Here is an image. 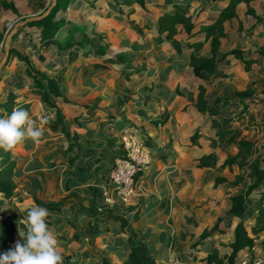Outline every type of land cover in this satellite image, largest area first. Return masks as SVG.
Masks as SVG:
<instances>
[{
	"label": "crops",
	"instance_id": "0c3cea01",
	"mask_svg": "<svg viewBox=\"0 0 264 264\" xmlns=\"http://www.w3.org/2000/svg\"><path fill=\"white\" fill-rule=\"evenodd\" d=\"M89 1L108 11L107 16L92 18L96 23L92 31L107 32L108 42L123 56L117 62L121 66L117 78L120 91L112 103L103 100L96 101L97 106L77 108L69 101L78 94L65 86L67 76L64 78L55 69L40 70L60 83L66 101L55 97L51 100L62 109L70 137L65 136L56 121L55 111L42 102V94L36 95L35 100L34 96L22 98L20 102L28 105L24 110L34 119L39 121L45 113L51 119L41 125L39 143L28 140L14 149L18 152L14 157L16 194L12 199L0 196V210H6L7 215L25 216L28 209L36 206L34 198L60 203L56 210L49 211L48 223L58 236L57 252L63 264H101V256L123 264L129 235L142 239L158 264H205L202 258L212 248L226 258L238 220L227 234L202 237L229 209L228 198L240 192L223 194L225 185L215 187L216 184L206 182L214 164L203 169L198 165L210 152L202 148L201 135L197 144L191 141L200 129L199 116L192 113L190 101L196 102L202 84V79L194 75L191 55L210 56L212 48L210 44V52L207 51L211 40H206L207 28L202 31L195 21L202 9L210 8V1L144 0L145 9L126 0ZM228 1L224 0L223 6L211 15L209 25ZM175 5L193 17L196 27L190 38L182 25L174 39H166L167 33L158 30V19L173 12ZM247 9L246 3L237 6L240 20L239 12L247 13ZM174 40L180 43V53L174 49ZM101 64L105 68L108 61ZM97 75L101 81L111 77L103 69ZM28 90L27 96L41 92L34 86ZM129 126L138 129L151 144L153 155L151 165L138 177L137 197L125 204L110 193L109 176L116 148ZM256 240V247L241 252L238 259L254 258L264 264V233Z\"/></svg>",
	"mask_w": 264,
	"mask_h": 264
},
{
	"label": "rangeland",
	"instance_id": "374dc122",
	"mask_svg": "<svg viewBox=\"0 0 264 264\" xmlns=\"http://www.w3.org/2000/svg\"><path fill=\"white\" fill-rule=\"evenodd\" d=\"M7 1L16 4L20 15L16 16L0 8V65L7 53L6 40L16 24L44 14L54 3V0ZM209 1L210 8L202 9L195 21L202 31L212 22L211 15L224 4V0ZM251 6L258 15H263L264 0H253ZM239 13L242 28L240 21L235 18L226 23L227 37L222 40L220 53L238 48L246 53L247 58L255 59L256 63L251 70H246L243 63L233 58L227 59L221 63L220 72L216 76L199 80L200 83L207 85L206 106H200L194 100L190 101L193 103L192 113L199 116L198 129H200L203 141L202 148L210 152L214 164L212 170L206 175V182L210 181L215 184L216 178H225L230 181L229 184L224 183L215 185V187L225 185L221 192L223 194L230 192L232 195L238 192L241 194L253 182L249 176L250 169L264 168V57L259 54V52H264V26L257 33H250L255 20L247 15L245 10ZM105 15H108L106 8L89 0H74L67 10L60 12L58 19L65 18L67 23L66 28H63L57 37H66L67 30L73 29L74 25L87 27L88 35L91 36L89 41L84 42V46H75L63 53L58 52L51 40L43 41L40 30L27 26L21 27L10 40L9 56L0 70V103L9 100L10 95L15 93L16 102L10 103L12 112L18 109L16 104L20 103L22 98L34 96L35 100L36 95L42 94L38 92L26 95L33 84L26 72V65L10 53L11 49L28 57L32 67L36 70L55 69V71H61L64 78L67 76L69 81L64 82L65 86L78 94L72 95L69 101L78 106L77 108H82L84 105L97 106L96 101L104 100L112 103V99L120 91L117 78L118 75L120 76L121 66L117 62L123 56L117 54L116 47L108 42L107 32L98 34L92 31V28L96 27L92 18ZM73 37L83 40L79 34ZM208 43L207 51L210 52L212 39ZM104 60L108 61L105 68L101 66ZM99 69L106 70L111 77L101 81L99 74L97 75ZM238 95H244L245 98L241 99ZM217 99L222 100L224 105L222 110L213 107ZM7 115L6 111L0 109V117ZM241 141L253 143L254 148L251 153L240 154L238 144ZM7 152L0 149V160ZM9 152L17 158V151L13 149ZM228 160L237 161L241 166L234 164L232 168L222 167ZM200 163H207V161L201 159ZM240 177L245 178L244 182L240 186H233V183H237ZM255 201L254 198L253 202ZM5 211L0 210V219L12 215L11 213L10 215L5 214Z\"/></svg>",
	"mask_w": 264,
	"mask_h": 264
},
{
	"label": "trees",
	"instance_id": "16d2710c",
	"mask_svg": "<svg viewBox=\"0 0 264 264\" xmlns=\"http://www.w3.org/2000/svg\"><path fill=\"white\" fill-rule=\"evenodd\" d=\"M74 0H57L55 7L51 13L36 21L29 22L27 27H33L41 31V39L43 41L51 40L57 47L58 52H63L72 49L75 46H84V42L89 41L85 27L74 26L73 29H68L66 37H57L58 33L63 30L67 20L58 19V14L67 10L70 4ZM252 0H229L228 4L221 9L215 21L207 27L205 30L206 40L212 39V48L210 56H197L195 53L191 55V64L193 65V72L195 77L204 79L205 76H213L219 72L220 64L229 57L234 58L244 64L246 70H251L256 60L253 58H247L246 53L238 48L224 52L220 55L221 39L227 37L225 24L231 19H238L242 28V21L236 13V8L241 3L248 5L247 15L251 16L255 23L252 25L250 33H257L262 26H264V12L260 16L256 13V10L250 5ZM135 2L138 3L143 9H145L144 0H126V3ZM0 8L3 11L11 12L16 16H19V10L16 4L12 1L0 0ZM158 30L163 33L166 32V39H174L180 34L178 26L182 25L187 38H190L194 29L195 23L193 17L187 12L186 9L179 5L174 6V11L166 13L158 19ZM75 34H80L83 40L77 41L74 39ZM199 47V45H197ZM174 49L177 53H180V43L174 40ZM10 53L15 55L20 62L26 65V72L34 88L40 89L42 92L41 100L48 108L55 111L56 121L61 126L65 136L69 139V124L66 122V117L56 104L52 102V97L63 98V92L60 83L52 77H49L46 73L36 70L32 67L28 57L23 56L15 49H11ZM264 57V52H259ZM1 80V78H0ZM207 87L200 84L198 87V96L195 99L200 106H206L205 94ZM239 98L244 99V95H238ZM17 95L12 93L9 100L0 103V109L11 113V102H16ZM66 101V99H64ZM18 109H26L28 107L24 102L16 104ZM213 107L219 110L224 108L221 99H217L213 103ZM200 137L199 131H197L192 137L191 141L197 144V140ZM18 146V145H17ZM16 146V147H17ZM15 147V148H16ZM14 148V149H15ZM254 148L253 143L249 141H241L238 144L240 154L251 153ZM12 151V150H11ZM204 160L207 163H200L199 168H208L212 165V156H205ZM236 164L241 166L240 163L234 160L226 161L222 167H230ZM17 166L16 159L11 155V152L4 153L0 160V196L5 199H12L16 194V184L14 182L15 170ZM249 176L253 182L249 184L241 194L229 197V209L225 212L223 217H220L217 223L210 231H207L206 235L202 237L205 239L208 236L224 235L227 234L229 229L234 226V221L238 220L234 227V238L229 243V255L224 258L220 255V252L212 248L207 255L202 258L205 264H235L238 256L245 250H253L256 247V237L264 233V168L250 169ZM245 178L240 177L237 183H233V186H240L244 182ZM224 183H230L225 178H216L215 184L220 185ZM254 198L256 199L255 202ZM36 206L47 208L49 211L56 210L61 206L60 203H44L34 198ZM20 213H14L8 217L0 219V254L12 248L18 238V227L24 228V224L20 221L26 217ZM224 224V227H222ZM127 246V256L123 264H158L157 258L149 251L147 245L142 239L136 235H129ZM101 264H114L105 256H101Z\"/></svg>",
	"mask_w": 264,
	"mask_h": 264
},
{
	"label": "clouds",
	"instance_id": "9594fccd",
	"mask_svg": "<svg viewBox=\"0 0 264 264\" xmlns=\"http://www.w3.org/2000/svg\"><path fill=\"white\" fill-rule=\"evenodd\" d=\"M50 119L45 113L37 121L24 109H15L0 117V149L11 151L28 140L39 143L43 135L41 125H46ZM50 215L45 207L28 209L26 217L20 220L25 227L17 229L20 239L0 254V264H63V258L57 252L58 236L48 223Z\"/></svg>",
	"mask_w": 264,
	"mask_h": 264
},
{
	"label": "built area",
	"instance_id": "2783aa9c",
	"mask_svg": "<svg viewBox=\"0 0 264 264\" xmlns=\"http://www.w3.org/2000/svg\"><path fill=\"white\" fill-rule=\"evenodd\" d=\"M114 165L110 172V193L128 204L138 195V177L152 162L153 149L135 127H126L117 146ZM108 203H112L108 200ZM235 264H262L259 259H237Z\"/></svg>",
	"mask_w": 264,
	"mask_h": 264
},
{
	"label": "water",
	"instance_id": "95a60500",
	"mask_svg": "<svg viewBox=\"0 0 264 264\" xmlns=\"http://www.w3.org/2000/svg\"><path fill=\"white\" fill-rule=\"evenodd\" d=\"M56 3H57V0H54L53 5L51 7H49L44 14H42V15H40L38 17H33V18H30V19H27L23 23L16 24L15 28L13 29V31L10 33V35L8 36V38L6 40V50H7V53H6V57H5L4 61H3V63L0 65V70L3 67V65L6 63L7 58L9 56V51H8L9 50V43H10V40L13 37V35L16 34L21 27L27 26V24L29 22L36 21V20H40V19L48 16L51 13L52 9L55 7Z\"/></svg>",
	"mask_w": 264,
	"mask_h": 264
}]
</instances>
